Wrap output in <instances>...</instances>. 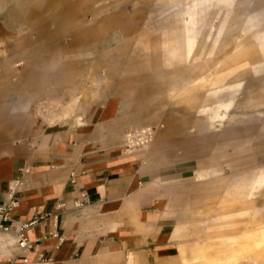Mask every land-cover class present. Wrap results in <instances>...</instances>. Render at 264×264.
<instances>
[{"label":"rangeland","instance_id":"rangeland-1","mask_svg":"<svg viewBox=\"0 0 264 264\" xmlns=\"http://www.w3.org/2000/svg\"><path fill=\"white\" fill-rule=\"evenodd\" d=\"M5 3L0 135L85 127L140 159L172 249L150 264H264V0Z\"/></svg>","mask_w":264,"mask_h":264},{"label":"crops","instance_id":"crops-1","mask_svg":"<svg viewBox=\"0 0 264 264\" xmlns=\"http://www.w3.org/2000/svg\"><path fill=\"white\" fill-rule=\"evenodd\" d=\"M5 14L0 0V42L8 31ZM129 155L85 127L46 128L33 138L0 135V204L10 195L18 202L8 221L10 239L32 223L25 231L30 249L5 251L12 264H34L40 255L49 264H128L129 256L150 264L170 257V234L148 189L151 180L140 159ZM76 202L83 203L76 208ZM192 249L179 245L173 259L184 264Z\"/></svg>","mask_w":264,"mask_h":264},{"label":"built area","instance_id":"built-area-1","mask_svg":"<svg viewBox=\"0 0 264 264\" xmlns=\"http://www.w3.org/2000/svg\"><path fill=\"white\" fill-rule=\"evenodd\" d=\"M153 137V131L151 129H143L136 132H129L125 136L126 143L128 145L145 146ZM74 177V173L71 174ZM85 197L83 196V202ZM83 202H76L74 206L80 207ZM18 202L10 195L6 203L0 204V264H12V257L7 255L5 251L13 245H16L20 254L26 253L30 249L28 239L25 237L26 229L32 225L24 224L14 232L15 242L10 239L11 234L10 225L8 223L11 213L17 208ZM55 236V235H51ZM15 243V244H13ZM23 264H27V260H23ZM34 264H49V260L44 259L41 255L37 258Z\"/></svg>","mask_w":264,"mask_h":264}]
</instances>
